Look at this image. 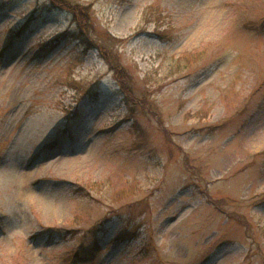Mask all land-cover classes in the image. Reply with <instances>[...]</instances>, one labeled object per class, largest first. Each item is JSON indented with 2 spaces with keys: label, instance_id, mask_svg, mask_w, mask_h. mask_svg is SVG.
Wrapping results in <instances>:
<instances>
[{
  "label": "rangeland",
  "instance_id": "obj_1",
  "mask_svg": "<svg viewBox=\"0 0 264 264\" xmlns=\"http://www.w3.org/2000/svg\"><path fill=\"white\" fill-rule=\"evenodd\" d=\"M0 264H264V0H0Z\"/></svg>",
  "mask_w": 264,
  "mask_h": 264
},
{
  "label": "trees",
  "instance_id": "obj_2",
  "mask_svg": "<svg viewBox=\"0 0 264 264\" xmlns=\"http://www.w3.org/2000/svg\"><path fill=\"white\" fill-rule=\"evenodd\" d=\"M52 1H54V0H52ZM53 3H54V2H53ZM61 3H63L65 6L68 5V4L64 3L63 1H62ZM120 68H121V67H117V68H115V71L120 75V78H119L120 81H119V82H120L121 86H123V85L125 84L126 80L123 79V78H124V74H121V72H120L121 69H120ZM125 90H127V92L129 93L127 87H125Z\"/></svg>",
  "mask_w": 264,
  "mask_h": 264
},
{
  "label": "bare ground",
  "instance_id": "obj_3",
  "mask_svg": "<svg viewBox=\"0 0 264 264\" xmlns=\"http://www.w3.org/2000/svg\"><path fill=\"white\" fill-rule=\"evenodd\" d=\"M68 160H69V161H72L71 158H68ZM53 212L57 214V213H60V210H59L58 208H54V209H53Z\"/></svg>",
  "mask_w": 264,
  "mask_h": 264
}]
</instances>
